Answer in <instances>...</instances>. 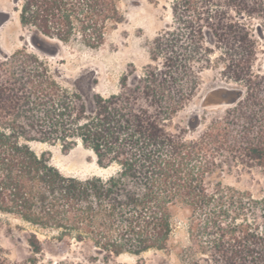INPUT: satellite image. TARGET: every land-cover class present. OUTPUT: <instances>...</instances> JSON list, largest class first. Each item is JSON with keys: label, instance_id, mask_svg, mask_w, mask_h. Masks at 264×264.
<instances>
[{"label": "trees", "instance_id": "trees-1", "mask_svg": "<svg viewBox=\"0 0 264 264\" xmlns=\"http://www.w3.org/2000/svg\"><path fill=\"white\" fill-rule=\"evenodd\" d=\"M121 1L16 0L35 38L87 50L123 21ZM149 55L133 92H124V76L121 91L94 95L88 112L26 45L0 50V214L35 229L31 257L11 261L0 249V264H83L69 254L107 264L165 251L179 214L203 257L194 264H264V196L221 177L228 160L264 169V0H173ZM206 71L222 85L203 105L231 107L196 119L202 129L190 139L170 123L199 95ZM75 149L111 173L62 174L54 151Z\"/></svg>", "mask_w": 264, "mask_h": 264}, {"label": "rangeland", "instance_id": "rangeland-1", "mask_svg": "<svg viewBox=\"0 0 264 264\" xmlns=\"http://www.w3.org/2000/svg\"><path fill=\"white\" fill-rule=\"evenodd\" d=\"M172 1H121L119 8L123 21L109 32L98 49L87 50L72 44L35 38L30 30L20 24L18 2L0 0V50L10 55L26 45L29 53L39 56L51 69L61 72L59 81L62 85L79 92L87 111L92 112L94 95L108 98L118 94L124 76V92L130 94L140 85L142 71L151 63V43L171 22ZM221 85L214 72H204L199 95L174 114L171 129H186L187 137L194 138L202 129V124L192 127L196 119L222 116L225 110L230 109V104L203 105L205 94ZM52 162L62 174L76 178L107 176L112 171L99 168L89 154L81 149L67 154L54 151ZM221 177L225 186L247 190L255 197L264 196V169L255 164L243 165L228 160ZM186 222V218L180 214L174 218L167 250L149 251L140 256L124 254L107 264H194L203 257L197 253L198 246L189 237ZM33 232L34 228L14 216L0 214V249L9 260L23 262L31 257L28 240ZM82 247L74 245L71 249L78 252ZM48 259L50 257L46 256L44 262ZM56 260L52 261L56 263ZM67 260L102 264L91 257L89 261H84L79 254H69ZM198 263L206 264L201 261Z\"/></svg>", "mask_w": 264, "mask_h": 264}, {"label": "water", "instance_id": "water-1", "mask_svg": "<svg viewBox=\"0 0 264 264\" xmlns=\"http://www.w3.org/2000/svg\"><path fill=\"white\" fill-rule=\"evenodd\" d=\"M106 171H107V169H106Z\"/></svg>", "mask_w": 264, "mask_h": 264}]
</instances>
